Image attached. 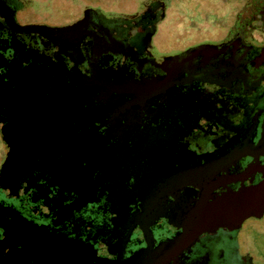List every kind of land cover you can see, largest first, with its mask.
<instances>
[{
	"label": "flooded vegetation",
	"instance_id": "af4514ba",
	"mask_svg": "<svg viewBox=\"0 0 264 264\" xmlns=\"http://www.w3.org/2000/svg\"><path fill=\"white\" fill-rule=\"evenodd\" d=\"M32 5L0 0V264H47L37 241L264 264L236 241L264 218V0L222 35L221 14L175 21L163 0L53 23Z\"/></svg>",
	"mask_w": 264,
	"mask_h": 264
},
{
	"label": "rangeland",
	"instance_id": "374dc122",
	"mask_svg": "<svg viewBox=\"0 0 264 264\" xmlns=\"http://www.w3.org/2000/svg\"><path fill=\"white\" fill-rule=\"evenodd\" d=\"M28 2L30 0H27ZM150 0H32V9L37 11L36 16L26 15V18L46 19L50 22L70 21L76 19L86 8H102L111 15L134 16L144 10ZM167 4V19L175 21L185 20L195 23L203 17V12L210 18L221 14V23L209 30L214 35H222L226 31L224 26L236 19V12L241 8L244 0H163ZM198 22V21H197ZM232 22V23H233ZM163 24V28L170 25ZM172 32L179 26H169ZM186 29V27H184ZM182 27V29L184 30ZM237 243L241 248L254 251L255 257L264 254V218L250 221L238 234Z\"/></svg>",
	"mask_w": 264,
	"mask_h": 264
},
{
	"label": "water",
	"instance_id": "95a60500",
	"mask_svg": "<svg viewBox=\"0 0 264 264\" xmlns=\"http://www.w3.org/2000/svg\"><path fill=\"white\" fill-rule=\"evenodd\" d=\"M264 206V204H263ZM261 207L256 213V216L261 217L264 214V207ZM242 216V215H241ZM243 216H246L244 213ZM240 219V218H239ZM218 225V226H216ZM222 224L218 223L217 220H213L211 226L220 227ZM215 229V228H214ZM60 249H55L54 245L49 242H34L31 243L30 248L35 249L40 253L44 260H41L42 263L49 264H84L83 261H86L85 264H92L90 258L87 259L83 251H79L76 247L69 243L59 244ZM75 253V255H74ZM79 254V255H78ZM74 256V257H73ZM57 259V260H56ZM53 260V261H52ZM102 264H151V260L146 258L142 253L140 255L132 256L126 260L111 262V263H102Z\"/></svg>",
	"mask_w": 264,
	"mask_h": 264
}]
</instances>
